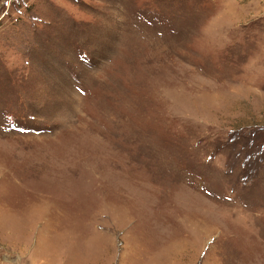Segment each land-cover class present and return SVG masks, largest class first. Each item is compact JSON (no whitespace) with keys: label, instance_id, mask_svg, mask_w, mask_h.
Wrapping results in <instances>:
<instances>
[{"label":"rangeland","instance_id":"1","mask_svg":"<svg viewBox=\"0 0 264 264\" xmlns=\"http://www.w3.org/2000/svg\"><path fill=\"white\" fill-rule=\"evenodd\" d=\"M0 264H264V0H0Z\"/></svg>","mask_w":264,"mask_h":264}]
</instances>
